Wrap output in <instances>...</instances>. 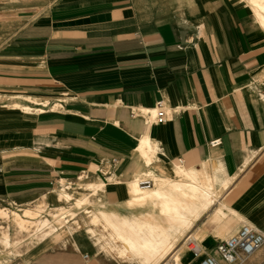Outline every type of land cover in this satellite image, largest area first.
<instances>
[{
    "label": "crops",
    "instance_id": "1",
    "mask_svg": "<svg viewBox=\"0 0 264 264\" xmlns=\"http://www.w3.org/2000/svg\"><path fill=\"white\" fill-rule=\"evenodd\" d=\"M8 1L0 9V97L44 104L27 102L24 113L0 101V207L16 212L40 199L55 206L59 181L84 173L101 183L107 210L164 223L126 205L127 184L147 170L167 177L170 166L211 164L231 181L215 187L222 200L187 235L203 256H214L237 222L264 236V31L246 7L233 0L0 4ZM159 102L166 113L156 124ZM144 139L156 144L150 166L137 156ZM60 237L23 248L9 264H110L60 246L70 236ZM191 260L186 252L182 264Z\"/></svg>",
    "mask_w": 264,
    "mask_h": 264
},
{
    "label": "bare ground",
    "instance_id": "2",
    "mask_svg": "<svg viewBox=\"0 0 264 264\" xmlns=\"http://www.w3.org/2000/svg\"><path fill=\"white\" fill-rule=\"evenodd\" d=\"M233 1L246 7L264 31V0ZM27 102L44 104L27 96H17L6 105L12 110L28 113ZM137 156L144 166L154 164L157 161L156 144L149 139L142 140ZM230 181L220 167L204 164L199 169L189 170L170 166L167 177L147 170L129 182L126 205L148 208L164 216V223L107 210L99 195L101 183H83L86 182L84 178H79L75 184L59 181V186L51 193L57 203L55 206L40 199L31 209L20 210L19 215L0 207V254L7 253L0 264H9L16 249L23 247L27 252L50 236L58 238L63 230L70 238L61 241L60 246L67 243L77 249L85 248L110 264H161L166 259L182 264L183 256L189 252L187 243L197 242L192 235H187L188 227L218 201L219 192L215 187L224 189ZM220 207L227 211L224 203H220ZM80 211L83 212L81 215ZM198 244L200 254L197 257L191 254L192 260L186 264H195L203 256V246Z\"/></svg>",
    "mask_w": 264,
    "mask_h": 264
},
{
    "label": "built area",
    "instance_id": "3",
    "mask_svg": "<svg viewBox=\"0 0 264 264\" xmlns=\"http://www.w3.org/2000/svg\"><path fill=\"white\" fill-rule=\"evenodd\" d=\"M166 109L161 102L152 110L154 122L161 124L165 118ZM211 147L219 145V140L210 143ZM87 179V174H81L79 178ZM264 244L263 234L247 223H240L237 231L220 241L215 247V256L205 255L195 264H239L253 256ZM189 252L197 257L200 254L199 245L195 241L187 243ZM220 261V262H219ZM161 264H176L174 260L166 259Z\"/></svg>",
    "mask_w": 264,
    "mask_h": 264
},
{
    "label": "rangeland",
    "instance_id": "4",
    "mask_svg": "<svg viewBox=\"0 0 264 264\" xmlns=\"http://www.w3.org/2000/svg\"><path fill=\"white\" fill-rule=\"evenodd\" d=\"M10 1H8V3L7 2H5V6H8V5H11V2L9 3ZM5 6H3V5H0V9H2V8H5ZM240 6H242V5H240ZM2 30V29H1ZM16 99H17V97H16ZM3 100H6V101H8L9 103L10 102H13L14 100H15V98H13V99H11V98H1L0 97V101H3ZM7 102V103H8ZM6 103V104H7ZM82 179H83V177H82ZM145 180H146V178H144ZM75 181V182H74ZM88 182H92V183H94V180L92 179V178H89L88 177V179L86 180V182H83V183H88ZM67 183H72V184H75V183H78V181H76V180H72V181H69V182H67ZM67 183L65 184L66 186H67ZM95 183H100L99 181L98 182H95ZM220 190V189H219ZM219 199L220 200H222V196H223V192H222V190H220L219 191ZM1 204V203H0ZM2 207H4V208H8V209H11L10 207H6V206H4V205H2ZM28 208H32V206L31 207H28ZM16 210H19V209H16ZM20 210H22V209H20ZM20 210L19 211H16V214L17 215H19V212H20ZM83 212L82 211H80V213H79V215H81ZM210 215V214H209ZM204 219V218H203ZM202 222V221H201ZM200 223V222H199ZM198 223V224H199ZM239 223L240 222H237L236 224H234V226H233V232L231 233V234H233L234 232H236L237 231V229L239 228ZM63 231H65V230H63ZM193 233V232H192ZM194 237V236H193ZM54 238H55V236H54ZM58 238H61L60 236H58ZM57 239V238H56ZM223 241V240H222ZM197 244H198V242H196ZM58 244V243H57ZM199 245V244H198ZM215 249V248H214ZM23 247H22V249L20 250V248L19 249H16L15 251V256H12L11 258H15V257H17L18 255H23ZM205 252L206 253H211L212 252V250L210 251H207L206 249H205ZM21 253V254H20ZM31 253H34V252H31ZM7 253L6 252H4V253H2V254H0V258H3L4 257V255H6ZM213 255H214V253H213ZM215 256V255H214ZM29 257H30V254H29ZM31 258V257H30ZM215 258L218 260V257H216L215 256ZM220 262V261H219ZM220 264H223L222 262L220 263ZM239 264H264V247L263 248H261L258 252H257V255H255V257H253V256H251L250 258H248L247 260H245L244 262H242V263H239Z\"/></svg>",
    "mask_w": 264,
    "mask_h": 264
}]
</instances>
